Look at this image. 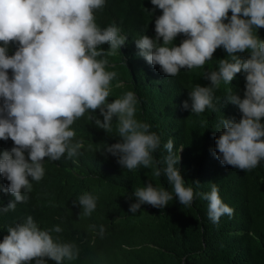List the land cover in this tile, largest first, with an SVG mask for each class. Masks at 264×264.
<instances>
[{
  "label": "clouds",
  "instance_id": "1",
  "mask_svg": "<svg viewBox=\"0 0 264 264\" xmlns=\"http://www.w3.org/2000/svg\"><path fill=\"white\" fill-rule=\"evenodd\" d=\"M150 2L153 11H162V15L152 12L155 38L133 32L128 39L115 23L103 29L97 25L95 12L104 8L106 0H0V140L10 139L14 145L0 152V175L9 182L0 190L14 197L0 207V213L14 211L17 204L29 200L32 182L45 176L47 158L54 162L66 155L72 160L82 154L83 140H74L72 128L85 113H91L89 119L106 132L112 130L114 120L117 124L120 142L105 145L102 155L116 157L128 171L154 168L153 174L166 176L172 186V192L150 182L137 188V202L129 206L133 215L142 205L164 208L174 198L191 206L199 196L208 201V218L214 225L225 215L233 217L235 210L222 201L216 184L203 193L185 186L177 167L181 157L173 152L172 139L163 145L165 167H159L153 154L160 148L161 138L150 124L135 118L136 94L128 91L108 102L117 73L106 70L109 62L105 57L115 55L128 39L149 65H159L167 77H175L181 69L203 68L222 47L228 58L219 60L217 70L205 73L210 86L197 84L189 92L191 105L186 100L183 108L195 114L220 110L215 91L221 82L230 84L238 73H245L243 98L231 92L226 96L228 103L238 107L241 118L220 121L212 154L221 165L250 171L264 161V40L255 34L264 28V0ZM181 34L186 38L174 46ZM10 44L18 45L13 55L8 54ZM104 44L110 46L106 52L100 48ZM246 51L250 55L242 59L239 54ZM242 80V76L238 78L239 83ZM97 110L103 120L95 115ZM98 199L85 192L74 206L90 216ZM7 232L0 243V264H31L33 260L46 264L45 258L62 264L79 255L75 243L59 242V237L54 240L51 233H61L59 226L41 230L32 216ZM104 233L105 227L100 225L98 234L103 237Z\"/></svg>",
  "mask_w": 264,
  "mask_h": 264
},
{
  "label": "trees",
  "instance_id": "2",
  "mask_svg": "<svg viewBox=\"0 0 264 264\" xmlns=\"http://www.w3.org/2000/svg\"><path fill=\"white\" fill-rule=\"evenodd\" d=\"M153 8L150 0H106L104 8L95 12L96 23L102 29L115 23L128 39L133 32L155 38L152 12L162 15V11ZM255 34L264 40V28ZM185 38L178 35L173 45L179 46ZM128 39L115 55L105 57L109 62L106 70L117 73L110 85L108 102L133 91L138 98L135 118L150 124L151 131L161 138V146L153 154L160 161L159 167H165L167 151L163 145L172 139L173 152L181 157L177 167L185 186L203 193L210 192L211 185L216 184L222 201L235 210L233 217L225 215L214 225L208 218V201L199 196L194 197L191 206L174 198L164 208L142 205L141 211L133 215L129 206L137 202V188L150 182L172 192V186L166 176L156 177L154 168L141 166L128 171L117 163L116 157L102 155L105 145L120 142L116 121L112 130L106 132L89 119L91 113H85L72 128L76 132L74 140H83L82 154L72 160L66 155L54 162L47 158L45 176L38 183L32 182L29 200L17 204L14 211L0 213V243L9 227L32 216L41 230L55 226L62 229L61 233H51L54 240L59 237V242L76 244L78 257L65 259L62 264H264V161L255 169L242 171L221 165L212 154L220 121L234 118L238 122L241 118L238 107L228 103L226 96L231 92L243 98L246 74L238 73L230 84L221 82L215 91L220 110L206 109L195 114L190 108L185 110L183 102L187 100L191 105L189 92L197 84L210 86L205 73L217 70L219 60L228 58L225 50L218 48L203 68L181 69L177 76L167 77L159 65L153 67L139 56V50ZM17 47L10 44L8 54L13 55ZM100 48L106 52L110 46L104 44ZM239 55L243 59L250 53ZM95 115L103 120L99 110ZM13 146L10 139L0 140V152ZM27 155L26 152V158ZM195 181L200 184L197 186ZM8 183L0 175V189ZM85 192L99 198L90 216H84L82 208L74 206ZM13 199L10 193L0 190V207H6ZM100 225L105 227L103 237L98 234ZM45 260L46 264H56Z\"/></svg>",
  "mask_w": 264,
  "mask_h": 264
},
{
  "label": "bare ground",
  "instance_id": "3",
  "mask_svg": "<svg viewBox=\"0 0 264 264\" xmlns=\"http://www.w3.org/2000/svg\"><path fill=\"white\" fill-rule=\"evenodd\" d=\"M149 29V28H148Z\"/></svg>",
  "mask_w": 264,
  "mask_h": 264
}]
</instances>
